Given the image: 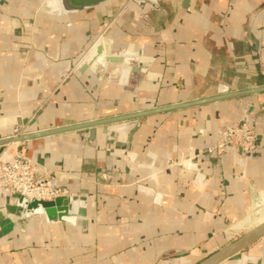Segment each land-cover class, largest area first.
<instances>
[{
    "label": "crops",
    "instance_id": "1",
    "mask_svg": "<svg viewBox=\"0 0 264 264\" xmlns=\"http://www.w3.org/2000/svg\"><path fill=\"white\" fill-rule=\"evenodd\" d=\"M43 1L0 0V140L264 86V0H112L61 18ZM101 36L125 62L97 56L81 72ZM243 120L257 123L255 151L207 153ZM90 132L11 144L85 198L88 224L8 216L0 264H200L262 224L264 93ZM240 254L222 264H264V237Z\"/></svg>",
    "mask_w": 264,
    "mask_h": 264
},
{
    "label": "water",
    "instance_id": "2",
    "mask_svg": "<svg viewBox=\"0 0 264 264\" xmlns=\"http://www.w3.org/2000/svg\"><path fill=\"white\" fill-rule=\"evenodd\" d=\"M112 0H44L40 8L41 12L53 16V17H68L76 14H80L87 10L94 9L98 6L106 4ZM126 2H134L136 4L144 5L146 2L155 3L156 0H124ZM105 46V54L102 53V48ZM113 52V41L106 36H101L93 48L85 56V59L79 70L81 72L86 71L87 63L93 61L95 57L99 56V64L106 66L107 64H121L125 62L124 58H113L111 57ZM128 62V61H127ZM131 61H129L130 63ZM132 64H126L123 67V71L128 72L132 70ZM264 93V86L254 88L242 92H234L226 96H219L215 98H209L204 100H199L196 102H188L184 104H178L170 107L158 108L151 111H144L133 115L112 118L107 120H100L97 122H90L78 126H72L67 128H62L56 130L55 132H41L39 134H32L28 136H18L14 138H8L0 140V149H3L7 145H11L17 142L30 140L35 137L45 136L49 134H56L67 131L74 130H90V135L93 136V129L97 127H107L116 123H122L130 120L144 118L153 114L163 113L170 110H175L178 108H187L194 106L196 104H205L210 102H215L218 100H225L231 98H238L241 96H249ZM107 133V132H106ZM80 208L77 213H74L75 209ZM87 209L88 204L85 198L80 196L73 197H60L53 201H37L34 199H28L25 197H6L5 204L0 208V224L3 223L8 216H14L18 218H36L40 215H44L45 218L50 223H64L79 225L83 229L87 228ZM63 213V214H62ZM264 237V224L256 226L251 231H249L242 238L230 244L222 251L212 256L211 258L205 260L200 264H222L228 260H241L242 255L240 254L242 250L255 243L256 241Z\"/></svg>",
    "mask_w": 264,
    "mask_h": 264
},
{
    "label": "built area",
    "instance_id": "3",
    "mask_svg": "<svg viewBox=\"0 0 264 264\" xmlns=\"http://www.w3.org/2000/svg\"><path fill=\"white\" fill-rule=\"evenodd\" d=\"M257 123L243 120L225 127L220 132V139L207 149L208 154H221L229 149L241 150L251 154L257 148ZM195 161L194 158L184 159ZM47 170L19 150L17 145H7L0 153V191L6 197H25L37 201H53L68 196L67 189L54 185L45 178ZM48 175V174H47ZM101 181H107L108 175L102 173Z\"/></svg>",
    "mask_w": 264,
    "mask_h": 264
},
{
    "label": "bare ground",
    "instance_id": "4",
    "mask_svg": "<svg viewBox=\"0 0 264 264\" xmlns=\"http://www.w3.org/2000/svg\"><path fill=\"white\" fill-rule=\"evenodd\" d=\"M255 220H257L258 223L264 224V208L257 213ZM262 224H259L257 226H260Z\"/></svg>",
    "mask_w": 264,
    "mask_h": 264
},
{
    "label": "rangeland",
    "instance_id": "5",
    "mask_svg": "<svg viewBox=\"0 0 264 264\" xmlns=\"http://www.w3.org/2000/svg\"><path fill=\"white\" fill-rule=\"evenodd\" d=\"M261 208H262V207H261ZM261 208H260V209H261Z\"/></svg>",
    "mask_w": 264,
    "mask_h": 264
}]
</instances>
